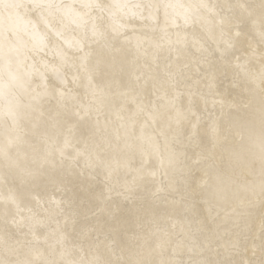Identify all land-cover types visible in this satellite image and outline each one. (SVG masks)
<instances>
[{"label": "bare ground", "instance_id": "obj_1", "mask_svg": "<svg viewBox=\"0 0 264 264\" xmlns=\"http://www.w3.org/2000/svg\"><path fill=\"white\" fill-rule=\"evenodd\" d=\"M56 2L79 7L83 0ZM104 2L112 3L113 0ZM116 2L126 7L116 10L117 18L123 24L116 44L123 52L114 68L111 64L97 67L98 49L94 44H85L83 52L68 47L66 42L75 43L82 36V30L70 20L63 19L62 22V18H49L55 29L62 33L57 37L54 30L42 23L37 24L39 13L30 11L25 15L26 20L37 24V31L45 35L48 42L44 51L30 55L27 60L37 69L32 87L37 89L46 82L57 96L60 91L70 93L72 99L66 110L60 109L64 115L52 142L63 146L65 135H69L72 146L65 149L63 155L58 150L53 151L47 163L38 165L33 157L43 152V146L39 144L34 123L41 118V113H33L27 108V96L18 109L15 123L6 113L0 112V146L8 138L21 137V164L34 171L33 176L21 178L7 170L0 159V242L6 238L12 243L31 239V232L35 231L40 233L41 240L47 238L49 244H54L62 236L69 244L81 243L91 255L100 252L113 260L133 258L141 251L144 259H159V250L153 253L148 244L154 245L161 237L165 240L170 237L173 244L179 243L182 233L195 232L198 225H204L210 226L213 232L218 230L216 241L222 249L237 236L255 238L259 243L264 208L256 202L249 210L238 214L234 193L250 173L243 156L240 161L231 163L226 158L230 151H241V130L254 127L259 134V87L250 92L248 82L243 75L237 78L238 70L234 67L217 71L214 81L210 82L205 75L208 65L202 61L201 53L190 44L184 47L177 41L187 34L190 42L195 34L204 42L207 56L212 60L213 54L218 56L215 50L220 39L219 26L211 20L194 26L185 25L177 16V12L183 10L170 7L201 2L225 4L229 0ZM231 2L255 5L259 20L260 0ZM204 15L208 16V13ZM174 19L178 23H174ZM258 30L259 23L245 29V36L231 57L232 65L238 56L241 61L250 60L247 66L252 71H260L259 51L264 45L260 43ZM210 31L215 32V39ZM20 39L29 45L32 43L30 35L23 30ZM61 46L71 57L70 62L61 68L65 74L63 83L45 68V65H60V58L53 49ZM177 47L181 48L179 56ZM253 50L257 52L256 56L251 55ZM89 52L87 60L82 61L81 57ZM169 73L179 81L178 92L170 88ZM165 91L175 97L177 107L188 115V119L178 125L176 113L172 112L171 129L165 107L167 101L162 99ZM138 105L146 110L141 112ZM57 108L55 98H46L42 105L43 120L48 119L49 113L54 116ZM149 112L157 114L155 122ZM130 117L136 121L137 136L143 128L153 144L159 143L162 153L165 152L167 134L168 147L179 152V164L169 166L165 159L162 165L154 155L142 156L139 140L129 152L124 150L123 140L117 145L113 139L110 147L104 145V152L119 156L123 151L129 163L111 175L101 172L96 167L93 137L99 140L106 130L114 138L116 130L122 123H128ZM213 123L220 141L216 157L197 164L200 153L212 146ZM193 124H196L195 129ZM189 137H192L191 141ZM143 147L151 151L147 143ZM221 154H225L222 175L229 191L217 198L213 195L214 189L206 187L204 182L215 183L213 165H219ZM210 171L213 173L211 179L206 175ZM256 176H259L258 166ZM185 202L189 208L184 207ZM138 244L144 248L140 249ZM2 252L0 243V254ZM243 258L241 250L236 259Z\"/></svg>", "mask_w": 264, "mask_h": 264}, {"label": "snow or ice", "instance_id": "obj_2", "mask_svg": "<svg viewBox=\"0 0 264 264\" xmlns=\"http://www.w3.org/2000/svg\"><path fill=\"white\" fill-rule=\"evenodd\" d=\"M123 7L126 5H121L116 0H113L112 3H105L104 0H83L79 7L73 4L57 3L56 0H27V2L25 0H0V112L6 113L15 123L19 114L18 109L23 103V98L27 96V108L33 113L37 111L41 113V118L34 123V129L37 132L39 144L43 146V152H38L33 157L34 163L38 165L47 163L48 156L53 151L58 150L63 155L65 149L72 146L69 135H65L63 146L52 142V136L60 126L61 117L64 115L60 109L66 110L72 99L70 93L60 91L57 96L54 91L49 89L46 82L37 89L32 87L35 83L34 75L37 69L35 64L29 65L27 60L30 55L38 54L48 47L46 36L37 31V24H44L50 30H54L57 37H60L62 33L55 29V25L49 18H62V22L63 19L70 20L82 30V36L75 43L66 42L68 47L83 52L85 44H94L98 49L97 67L111 64L114 68L115 61L123 52V49L118 48L116 44V38L123 28V24L117 18L116 10ZM170 7L183 10L177 12V16L183 20L185 25L194 26L198 22L211 20L214 25L219 26L220 39L217 41L215 50L218 56L213 54L212 60H209L207 56L208 49L204 42L195 34L192 35L190 42L187 34L183 39L177 41L178 45L182 44L184 47H188L190 44L192 48L201 53L202 61L208 65L205 75L208 76L210 82L214 81L217 71L234 67L238 70L237 78L243 75L248 82L250 92H254V89L259 87V134H256L254 127L241 130V151H230L226 154V158L231 163L240 161L243 156L250 173L246 182L239 186L234 193L238 201V214H243L256 202H259L260 206L264 208V48L259 51L261 68L258 73L247 66L250 63L247 58L241 61L237 56L235 65L231 63L234 50L237 44L242 42L245 29L249 25L255 27L259 23L258 36L261 45H264V0H260L259 20H257L255 5L243 2L233 3L231 0L225 4L201 2L195 5L177 4L170 5ZM30 11L39 13L37 24H32L31 21L25 19V15ZM205 12L208 13V16L204 15ZM173 22L178 23L175 19ZM29 25H31V31H29ZM21 30L30 35L32 39L30 45L27 41L20 39ZM210 35L215 39L214 31H210ZM53 51L60 58L61 63L60 65H45V68L52 71L56 79L63 83L65 74L61 68L70 62L71 57L62 46L54 47ZM176 52L179 56L181 48L177 47ZM90 54L89 52L81 57V60H87ZM251 55L256 56L257 52L253 50ZM169 76L170 88L178 92L179 81L170 73ZM93 96L96 97L95 91ZM50 97L57 100L58 108L56 114L53 116L49 113L48 119L45 121L43 120L42 105L45 99ZM162 99L167 101L165 107L168 109L169 129H171L172 112L176 113L175 121L178 125L188 119L187 113L177 107L175 97L171 96L168 91H165ZM100 103L103 101L101 100ZM138 107L141 112L146 110L142 106L138 105ZM97 110L99 111V109ZM148 115L155 122L157 114L149 112ZM198 120L197 117V122ZM42 127L43 131L41 132ZM193 128H196V124H193ZM212 130L214 134L212 146L200 153L196 161L197 164L201 160H214L216 157V148L220 141L219 136L216 135L214 123ZM121 131H123V137ZM113 139L117 145L123 140L124 150L129 152L136 147L135 141L139 140L141 155H154L160 159L162 165L165 163V159L169 166L178 165L180 162L178 150L168 147L167 134H165V152L162 153L159 143L153 144L152 138L146 136L143 128L137 136L136 121L134 117H130L128 123H122L116 130L114 138L106 130L101 134L99 140L93 137L96 167L108 175L129 163L123 151L119 156L108 155L104 152V145L107 144L110 147ZM191 139L192 137H189V141ZM20 143H22V138L19 136L15 140L8 138L6 143L0 146V159L7 170L15 172L21 178L33 176V169L21 164ZM145 143L151 151L144 149ZM245 153L246 155H244ZM224 160L225 154H221L219 165H213L215 183L209 185L208 180L204 182L206 187L214 189L213 195L217 198L227 195L229 191L222 175ZM257 166L259 168L258 177L256 176ZM206 175L211 179L213 173L206 172ZM184 207L189 208L190 205L185 202ZM5 231H8L7 223ZM217 235L218 230L213 232L210 226L198 225L195 232L182 233L183 238L179 243L173 244L170 237L167 240L161 237L155 241L154 245L148 244L153 253L159 250V259H144L141 251L133 258L113 260L106 258L105 254L100 252L91 255L85 251L81 243L72 242L69 244L62 236L54 244H49L47 238L41 240L40 233L32 231L31 239L16 240L15 243H12L10 239L6 238L0 242L3 247L0 264H264V226L261 228L259 243L255 238L237 236L222 249L216 241ZM137 246L140 249L144 248V245L141 244ZM241 250L244 252V258L236 259ZM249 252L251 255H248Z\"/></svg>", "mask_w": 264, "mask_h": 264}]
</instances>
